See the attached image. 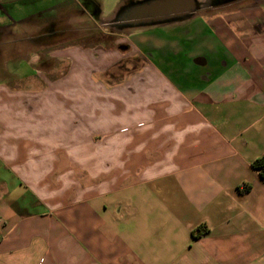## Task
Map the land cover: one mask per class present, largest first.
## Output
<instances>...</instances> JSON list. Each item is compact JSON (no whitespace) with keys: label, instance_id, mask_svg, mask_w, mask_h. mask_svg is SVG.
<instances>
[{"label":"crops","instance_id":"crops-1","mask_svg":"<svg viewBox=\"0 0 264 264\" xmlns=\"http://www.w3.org/2000/svg\"><path fill=\"white\" fill-rule=\"evenodd\" d=\"M128 1L0 0V264H264V0L22 47Z\"/></svg>","mask_w":264,"mask_h":264},{"label":"rangeland","instance_id":"rangeland-1","mask_svg":"<svg viewBox=\"0 0 264 264\" xmlns=\"http://www.w3.org/2000/svg\"><path fill=\"white\" fill-rule=\"evenodd\" d=\"M91 1H95V2H99L102 4L103 8H102V12L104 15H110L112 14L117 7V4L123 0H91ZM130 1V0H129ZM128 1V2H129ZM137 1V0H134ZM244 2V0H228L226 2ZM238 4V3H237ZM125 7L128 6V3L124 4ZM25 6V5H24ZM29 7H31L32 5H27ZM6 8V7H5ZM127 8L124 9V11ZM27 13H31V11H27ZM7 14L10 15L13 18V10H11V8L7 9ZM78 14V12L75 13H71V15L69 17H64V19H68L70 20V24L68 25H64L67 27V30L64 32V39L60 38L59 41H49V43H45L44 45H39L38 47H31L30 45H23L22 47L24 49H26L28 52H50L52 50H55L56 48L60 47V46H66L68 44H84V45H95L98 43H104V44H109L111 45L112 42L111 40L113 39V37L116 36V34L121 33V31H125V32H129L128 29H105L104 27L102 28L99 24V19L95 21H93V19L90 21L88 18L89 17H85V18H80V17H76V15ZM78 16V15H77ZM45 21H47V19H44ZM67 20V21H68ZM63 23V21H62ZM61 23V24H62ZM65 24V23H63ZM70 25V26H69ZM61 27H57V28H62ZM151 28H153V30H156L157 33H165L167 32V28H165L164 26H151ZM108 33H115L112 35L107 34ZM66 36V37H65ZM28 44H30L28 42ZM44 46V49H43ZM43 49V50H42ZM15 50H18L16 48H14V45L12 44H7V43H1L0 45V55L3 53H9V52H15ZM6 59V57L0 56V65H2V60ZM11 64V63H10ZM26 68H28L27 66H25ZM31 69H33L31 67Z\"/></svg>","mask_w":264,"mask_h":264},{"label":"flooded vegetation","instance_id":"flooded-vegetation-1","mask_svg":"<svg viewBox=\"0 0 264 264\" xmlns=\"http://www.w3.org/2000/svg\"><path fill=\"white\" fill-rule=\"evenodd\" d=\"M143 1H151V0H138V1H135V2H126L128 3V6L125 7V5L123 6L122 10L118 13V15H116L113 19L109 20V21H101L100 22V26L105 29H111V30H114L115 28L116 29H122L124 30L127 26H130V25H133L134 23L132 22L131 19H129V14H131V12L129 11L130 9L134 8L136 5H138L139 3H142ZM208 0H205L204 2H206ZM215 1H218V2H226L228 0H215ZM260 0H255V2H259ZM232 2V1H231ZM207 3V2H206ZM87 8L93 12V14L95 13L96 11V7L94 5H92L91 3H89L87 5ZM127 8L125 11L124 9ZM196 12V9L195 11H193L191 14L189 15H192ZM158 16V17H157ZM183 13H180V12H177V13H174V14H157L155 17H151L149 18L150 20L149 21H145V20H141L140 22L141 23H149V22H163V21H169V20H174V19H178V18H181L183 17ZM188 16V15H187ZM129 19V20H128ZM133 19V18H132ZM136 19H133V21H135ZM153 20V21H151ZM57 26L61 27L63 26L61 29L60 28H57ZM43 33L35 36V37H32L31 39V42H34V43H40L42 42L44 39H52L55 37V35L59 34V32H64L65 30H67V27L64 26V25H61L60 21L57 22V21H50L49 24H47L46 26L43 27L42 29ZM59 30V31H58ZM107 34L109 35H112V34H115V33H108Z\"/></svg>","mask_w":264,"mask_h":264},{"label":"water","instance_id":"water-1","mask_svg":"<svg viewBox=\"0 0 264 264\" xmlns=\"http://www.w3.org/2000/svg\"><path fill=\"white\" fill-rule=\"evenodd\" d=\"M199 0H151V1H144L139 3L138 14L136 16H150V15H157V14H174L177 12H183L184 16H190L193 11L199 5ZM186 10L184 11L182 8L184 6ZM134 17H129V19L133 20ZM128 19V20H129Z\"/></svg>","mask_w":264,"mask_h":264},{"label":"trees","instance_id":"trees-1","mask_svg":"<svg viewBox=\"0 0 264 264\" xmlns=\"http://www.w3.org/2000/svg\"><path fill=\"white\" fill-rule=\"evenodd\" d=\"M252 167L259 173L261 178L264 180V154L252 162ZM200 231V229L194 230L192 232L193 237H197Z\"/></svg>","mask_w":264,"mask_h":264}]
</instances>
